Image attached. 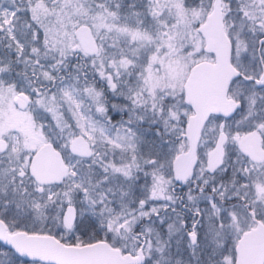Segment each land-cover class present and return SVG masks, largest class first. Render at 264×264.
<instances>
[{"label": "snow or ice", "instance_id": "snow-or-ice-1", "mask_svg": "<svg viewBox=\"0 0 264 264\" xmlns=\"http://www.w3.org/2000/svg\"><path fill=\"white\" fill-rule=\"evenodd\" d=\"M0 264H264V0H0Z\"/></svg>", "mask_w": 264, "mask_h": 264}]
</instances>
